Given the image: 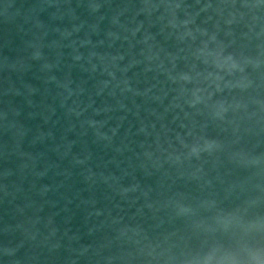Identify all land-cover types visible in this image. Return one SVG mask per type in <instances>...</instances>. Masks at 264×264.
Masks as SVG:
<instances>
[{"label":"water","instance_id":"95a60500","mask_svg":"<svg viewBox=\"0 0 264 264\" xmlns=\"http://www.w3.org/2000/svg\"><path fill=\"white\" fill-rule=\"evenodd\" d=\"M264 236V3L0 0V264H186Z\"/></svg>","mask_w":264,"mask_h":264},{"label":"clouds","instance_id":"9594fccd","mask_svg":"<svg viewBox=\"0 0 264 264\" xmlns=\"http://www.w3.org/2000/svg\"><path fill=\"white\" fill-rule=\"evenodd\" d=\"M216 250L212 264H264V236H251L236 241L234 250L224 252L219 258ZM186 264H210L208 254L203 258L186 261Z\"/></svg>","mask_w":264,"mask_h":264},{"label":"snow or ice","instance_id":"6c2138e0","mask_svg":"<svg viewBox=\"0 0 264 264\" xmlns=\"http://www.w3.org/2000/svg\"><path fill=\"white\" fill-rule=\"evenodd\" d=\"M261 3H264V0H260Z\"/></svg>","mask_w":264,"mask_h":264}]
</instances>
